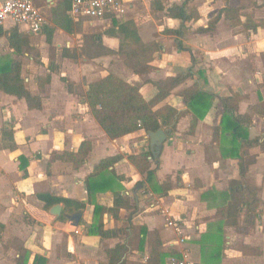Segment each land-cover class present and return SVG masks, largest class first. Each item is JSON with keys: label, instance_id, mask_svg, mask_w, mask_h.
<instances>
[{"label": "crops", "instance_id": "1", "mask_svg": "<svg viewBox=\"0 0 264 264\" xmlns=\"http://www.w3.org/2000/svg\"><path fill=\"white\" fill-rule=\"evenodd\" d=\"M124 1L127 11L123 17L96 21L102 29L94 38L95 43L103 42L108 49L124 54V36L107 33L114 27L115 20L124 19L136 23L144 43L158 42L161 48L154 53L151 70L146 74L133 72L125 62H119L118 68L110 72L140 87L143 96L149 99L157 92L154 81L193 68L194 75L175 88L158 107L170 104L179 112L185 111L188 105L182 92L196 82L200 89L214 95V105L206 118L199 121L194 134H188L191 116L178 115L173 133L170 129L158 157L155 180L162 183L171 176L172 189L166 196L152 188L145 191L137 184L145 177L128 157L151 151L148 134L138 130L110 138L84 100L90 83L110 72L106 70L107 73L88 82L83 95L79 94L78 84L70 88L65 84L66 77L59 73L64 65L77 61L75 48H79L74 31L67 32L58 25V20L65 13L69 14L68 1L34 0L46 18L39 33H31L26 26L16 25L11 20L4 22L1 26L6 34L0 37V63L20 60L26 86L34 95L41 96L43 105L40 109H30L25 99L0 89V264H109L108 251L118 243L126 248L118 264H149L157 237L162 242L163 253L181 251L187 253L188 259L192 257L195 263L203 264L200 240L208 231L206 219L213 216L197 212L202 203L198 196L207 190L210 182L207 171L224 177L220 166L229 161L234 165L229 180L241 177V161L223 155L228 141L223 136L214 139V129L220 125L224 113V97L232 91L247 95L240 103L239 112L252 118L251 137H260V142L264 140V116L252 110L256 105L264 107V28L257 32L246 30L233 25L224 15L210 27V22L225 7H243V22L247 18L256 22L264 20V0H253L254 7L243 6L239 0H162L164 10L154 9V0ZM183 3L187 4L188 12L196 8L200 17L182 22L167 16L168 8ZM81 21L87 22L73 20L74 26ZM15 27L26 41L19 51L9 41L10 30ZM168 29H181L182 35L170 34ZM50 35L51 41H48ZM178 40L192 51L180 50ZM97 61L111 62L106 57ZM49 75L50 82L41 85L39 79ZM72 80L78 82L76 78ZM84 141L91 143V150L76 166L74 158H68L66 153L77 154ZM250 153L253 162L247 165L245 178L257 189L260 217L247 233L237 234L236 238L234 234H226L229 241L221 264H264V150L254 146ZM117 158L118 161L101 175L109 176L114 171L125 176L121 181L124 195L130 197L134 207L120 210L118 218L106 213V228L115 230L116 235L102 238L90 232L97 220L95 205L113 208L114 192L110 187L100 189L90 198L86 179L98 164ZM190 175L199 177L197 186L193 187L189 181ZM39 193L77 200L84 203L85 208L66 210L61 202L46 209L45 202L37 196ZM147 195L152 200L150 203L145 200ZM56 204L63 206L59 216L50 212ZM79 210H83V215L76 225L70 215ZM179 216L182 217L178 221L182 235L167 224L168 219ZM220 220H224V216L221 215ZM184 236L186 239L196 237L192 246L184 244L186 239L181 241ZM239 239L242 241H235ZM240 242L260 247L263 253L244 255L238 247H233Z\"/></svg>", "mask_w": 264, "mask_h": 264}, {"label": "trees", "instance_id": "2", "mask_svg": "<svg viewBox=\"0 0 264 264\" xmlns=\"http://www.w3.org/2000/svg\"><path fill=\"white\" fill-rule=\"evenodd\" d=\"M153 6L156 10L165 9L162 0H154ZM166 14L169 18L179 19L182 22L200 17L196 8H193L192 12H188L186 3L174 4L171 8L167 9ZM69 15L65 13L61 20H58V25L71 33L74 31L75 26L73 19ZM222 15L230 20L233 25L243 26L246 30L257 32L259 29L264 28L263 19L256 22L252 18H247L243 22L242 16L244 12L241 6L223 8L216 18L210 22V27ZM107 33L112 35L121 33L124 36L122 51L126 55L125 62L128 66L140 74L150 71V62L153 59V55L161 48L158 42L144 43L138 34L136 23L133 20H115L114 27L108 30ZM168 33L182 35L181 29H168ZM5 34L6 31L0 26V37ZM9 41L16 51H19L21 45L26 42L20 37L18 28L16 27L10 30ZM48 41H51V35L48 37ZM177 43L180 50L192 51L190 48L183 46L181 41L178 40ZM193 75V68H189L186 73L154 81L153 83L157 92L153 97L148 99L143 96L140 87L110 72L90 83L84 100L89 104L96 121L112 139L138 130H144L148 134L150 131L155 132L163 128L165 130L171 129V133H173L178 115L191 116L188 134H194L199 121L206 118L214 105V95L200 89L198 82L182 92V96L188 105L185 111L179 112L176 107L170 104L158 107L175 88ZM39 80H41L39 81L40 84L44 85L45 83H49L51 78L49 75ZM0 89L20 99H25L30 109L42 108L43 100L41 96L34 95L26 86L25 78L22 76V62L20 60L11 59L4 64L0 63ZM245 98H247L246 94L234 91L231 92V95L224 97V113L221 117L220 125L214 129L215 140L223 136L228 141V144L224 147L223 155L234 159L237 158L241 161V177L229 180V187L224 193L226 202L217 210V213L219 212L224 215V220L216 225V229L208 227V231L201 237V262L203 264H221L224 259L228 241L224 236V226L234 227L239 233H247L250 226L254 225L260 217L257 210V189L254 185L248 184L245 181V176L247 165L253 162L250 149L254 146H261L262 150H264V140L260 142V137H251L249 127L252 125V118L247 113L241 114L239 112L240 103ZM252 110L264 116V107L261 105L253 106ZM90 150L91 143L84 141L77 154L66 153V155L68 158H74L76 166H79ZM74 155L78 156V158L74 157ZM150 156H152L151 151L133 154L128 157L145 177L144 180L139 181L137 184L141 185V189L145 191L148 188H152L154 192L166 196L172 189L171 176L167 177L162 183L156 182V172L159 168V162L158 158L151 160ZM118 159L101 162L86 179L90 198L100 189L110 187L114 192L113 208L95 205L94 212L97 220L92 225L90 232L98 234L102 238L116 235L115 230L106 228L104 220L106 213H112L114 217L118 218L120 210L134 207L130 197L124 195V186L121 184V181L125 179V176L117 175L114 171H111V175L109 176L101 175L103 171L114 165ZM153 162H155V167L153 166ZM37 196L45 202L46 209H49L54 203L61 202L65 204L66 210L85 208V204L77 200L54 197L48 193H39ZM161 244V240L157 237L149 258V264H164L169 255L180 256L179 252L174 251L163 253L160 249ZM238 249L244 255H261L263 253L260 247L246 243H240ZM125 250V245L121 243L109 249V264H118Z\"/></svg>", "mask_w": 264, "mask_h": 264}, {"label": "rangeland", "instance_id": "3", "mask_svg": "<svg viewBox=\"0 0 264 264\" xmlns=\"http://www.w3.org/2000/svg\"><path fill=\"white\" fill-rule=\"evenodd\" d=\"M239 1L242 2L243 6L246 5V6L254 7L253 6V0H239ZM97 23L98 22H91V21L83 22V21H81V23H78V25L75 26L73 33L75 34V37L77 39V44H78L77 46H79V48H75L78 51V53L76 52L77 61L74 63H71L70 65H64L63 70L59 72V73H63V75L66 77L65 78V80H66L65 84H68L70 88L71 87L73 88L75 84H78L79 94H81V95L85 94V88H86V85L88 84V82L95 80V79L99 78L100 76L104 75L105 73H107L106 70L110 72L111 70H113V68H115V69L118 68L116 64H118L119 62H125L126 61V55L125 54H119L118 51H115V49H112V50L108 49V47L103 42H100V43L96 42L95 43L96 39H94V38L97 37L96 35L98 33H100L99 31L102 29V26L98 25ZM103 57H106L107 60H111V62L105 63V64L99 63L97 60L100 58H103ZM50 68H51V66H50ZM128 68L131 69L133 72H135L130 66H128ZM72 78H76L78 80V82L72 80ZM143 78L145 80L147 78V75L143 76ZM151 160H152V158H151ZM221 165L222 166H220V168L222 170V174L224 177H220L218 174L216 175V174H214V172H211L208 170L207 171V177L210 176L209 177L210 179L208 178L210 180V182H209V184L206 185L207 190H205V192H203L202 194H200L198 196V199L201 197L200 201L202 203L199 207L197 214L198 215L213 216V218L210 217L211 219H208V218L206 219L208 222V223L206 222L208 224L207 227H209L210 229L211 228L216 229V225L218 223H220L221 221H223V220H220V216L221 215L224 216V215L222 213H219V212L217 213V210L226 202L224 193L227 190V188L229 187V181L228 180L233 173L234 165H232L229 161H224V162H222ZM154 167H155V165H154ZM179 172H181V171L180 170L178 172L176 171L177 174H180ZM179 178H181V177H179ZM189 181H191V183L193 184V187H194V185L197 186L199 183V177H197V175L196 176L190 175ZM217 181H220V182L215 183ZM245 181H246V178H245ZM147 190H150V188H148ZM149 197L150 196L147 195V198L145 199L147 203H150V201H152V200L148 199ZM184 215L186 217H189L187 214H184ZM180 218H182V217L179 216L177 218L178 220L175 218H174V220H176L178 222V221H180ZM195 219H193V220L195 221ZM211 220H216V221H211ZM194 224H193V226H195ZM194 230H196V229H194ZM192 231H193V229H192ZM223 232H224L225 238H226V234H228L229 236L231 234L233 236V234H234L233 238H236L237 234H243V233L237 232V230L234 227H229V226H224ZM191 233H193V232H191ZM152 238L153 239L155 238L153 233H152ZM194 238H196V237L192 236L191 238L189 237V239L187 238L188 240L186 239V242L184 244H187V247L192 246L193 243L195 242V241H193ZM235 241L239 242L242 240L239 239V240H235ZM238 245L233 244V247L237 248ZM178 252L180 253V256H182L183 252H181V251H178ZM180 256H178V257H180ZM189 260H190V264H198V262L195 263V259L192 257Z\"/></svg>", "mask_w": 264, "mask_h": 264}, {"label": "built area", "instance_id": "4", "mask_svg": "<svg viewBox=\"0 0 264 264\" xmlns=\"http://www.w3.org/2000/svg\"><path fill=\"white\" fill-rule=\"evenodd\" d=\"M69 14L73 20L85 19L96 22L109 18L123 17L127 11L124 0H67ZM16 25H24L31 33H39L46 24L42 10L34 0H3L0 1V26L8 21ZM167 224L179 234H183L180 224L176 220L168 219ZM186 237H182L184 241ZM167 264H190L187 253L182 256H171Z\"/></svg>", "mask_w": 264, "mask_h": 264}, {"label": "water", "instance_id": "5", "mask_svg": "<svg viewBox=\"0 0 264 264\" xmlns=\"http://www.w3.org/2000/svg\"><path fill=\"white\" fill-rule=\"evenodd\" d=\"M169 134H170V129L165 130L163 128H160L159 130L155 132L153 131L148 132V137L150 139V146H151V151H152L151 158L160 157L164 149V144L168 140ZM62 209H63V206L61 204H56L51 208L50 212L51 214L55 216H59L62 214ZM82 215H83V210H79L78 212L70 215V219L73 220L76 225H78L81 220Z\"/></svg>", "mask_w": 264, "mask_h": 264}]
</instances>
